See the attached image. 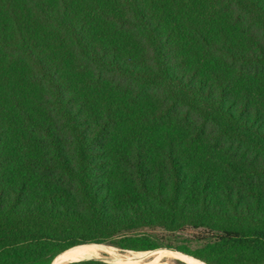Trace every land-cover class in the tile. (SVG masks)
<instances>
[{
  "label": "trees",
  "instance_id": "16d2710c",
  "mask_svg": "<svg viewBox=\"0 0 264 264\" xmlns=\"http://www.w3.org/2000/svg\"><path fill=\"white\" fill-rule=\"evenodd\" d=\"M93 244L264 264V0H0V264Z\"/></svg>",
  "mask_w": 264,
  "mask_h": 264
},
{
  "label": "rangeland",
  "instance_id": "374dc122",
  "mask_svg": "<svg viewBox=\"0 0 264 264\" xmlns=\"http://www.w3.org/2000/svg\"><path fill=\"white\" fill-rule=\"evenodd\" d=\"M186 238H187L186 236H181L177 240H175V239H171V240H172V243L174 241L173 245L176 244V245H180V246H185L188 244V243L184 242V239H186ZM166 243H168V242H166ZM86 246H94V248L93 247L89 248V249L85 248L86 255L85 256H79L73 261L98 259V260H102L104 262L112 263V264H122V263L128 264L126 261L128 259H133L134 261L129 263V264H149L150 261L152 262L156 258L159 257V259L154 264H187L184 261L178 259L175 255V254H177L176 252H178L179 254H182V255H183V253L176 251L173 248L160 249V250L151 251V252H132V251H121L117 248H113V247L106 246V245H98L99 247L97 245H86ZM152 252H153V254H152ZM158 252L163 253V255H161ZM171 253H172V255H171ZM185 256H188V255H185ZM188 257H190V256H188ZM190 258L195 260V258H193V257H190ZM195 261H197V260H195ZM69 262H71V261H69ZM197 262L199 264H203L200 261H197Z\"/></svg>",
  "mask_w": 264,
  "mask_h": 264
},
{
  "label": "bare ground",
  "instance_id": "6f19581e",
  "mask_svg": "<svg viewBox=\"0 0 264 264\" xmlns=\"http://www.w3.org/2000/svg\"><path fill=\"white\" fill-rule=\"evenodd\" d=\"M98 246V245H97ZM94 248V246H80V247H76V248H73L72 250H70V251H68L67 253H65V254H63V255H61L60 257H59V261L60 262H64V263H66V262H69V261H73V260H75L77 257H79V256H85L86 255V250H85V248ZM99 247V246H98ZM103 247V246H102ZM96 249V248H95ZM93 250V249H92ZM107 251V250H106ZM95 252V251H94ZM157 253V252H156ZM158 253H160V252H158ZM142 254V253H141ZM153 254V253H152ZM161 255H163V253H160ZM96 255V254H95ZM171 255H172V253H171ZM176 255V257L178 258V259H180V260H182V261H184L185 263H187V264H199L197 261H195L194 259H192V258H190V257H188V256H185V255H182V254H179V253H177V254H175ZM143 256V255H142ZM159 256V255H158ZM92 258V257H91ZM159 259V257L158 258H156L154 261H150V263L149 264H154L157 260ZM126 261V260H125ZM134 260L133 259H128L126 262L129 264V263H131V262H133ZM63 263V264H64ZM118 263V262H117ZM139 263V262H138ZM145 263V262H144ZM123 264V263H122Z\"/></svg>",
  "mask_w": 264,
  "mask_h": 264
},
{
  "label": "water",
  "instance_id": "95a60500",
  "mask_svg": "<svg viewBox=\"0 0 264 264\" xmlns=\"http://www.w3.org/2000/svg\"><path fill=\"white\" fill-rule=\"evenodd\" d=\"M94 245V244H93ZM175 252V251H174ZM153 253V252H152ZM176 253H178V252H176ZM184 255V254H183ZM61 256V255H60ZM60 256H58L54 261H53V263L52 264H63L64 262H60L59 261V257ZM88 260H91V259H88ZM79 261H81V260H79ZM71 262H76V261H71ZM201 262V261H200ZM67 263H70V262H66L65 264H67ZM201 263H203V262H201ZM204 264V263H203Z\"/></svg>",
  "mask_w": 264,
  "mask_h": 264
}]
</instances>
